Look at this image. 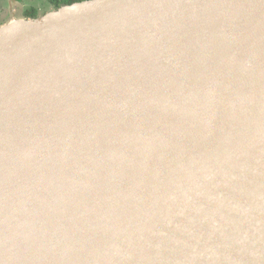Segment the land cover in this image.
Wrapping results in <instances>:
<instances>
[{"label": "water", "instance_id": "water-1", "mask_svg": "<svg viewBox=\"0 0 264 264\" xmlns=\"http://www.w3.org/2000/svg\"><path fill=\"white\" fill-rule=\"evenodd\" d=\"M20 9L0 264H264V0Z\"/></svg>", "mask_w": 264, "mask_h": 264}, {"label": "flooded vegetation", "instance_id": "flooded-vegetation-1", "mask_svg": "<svg viewBox=\"0 0 264 264\" xmlns=\"http://www.w3.org/2000/svg\"><path fill=\"white\" fill-rule=\"evenodd\" d=\"M63 1L64 0H38L36 2L30 3L29 0H15L13 4L15 5L16 3H18L22 8H25L27 10H33L31 7L34 6L37 8L38 14H46L50 10V8L51 10L57 9L58 4L62 6ZM7 18L8 16H2L0 12V20H6Z\"/></svg>", "mask_w": 264, "mask_h": 264}, {"label": "rangeland", "instance_id": "rangeland-1", "mask_svg": "<svg viewBox=\"0 0 264 264\" xmlns=\"http://www.w3.org/2000/svg\"><path fill=\"white\" fill-rule=\"evenodd\" d=\"M36 1H38V0H29L30 3H33V2H36ZM19 7H21L20 4L16 3L13 6V11H12L11 0H0V12H1L2 16H5V17L8 16L10 18L13 15V12L17 11V9ZM50 10H51V8H50Z\"/></svg>", "mask_w": 264, "mask_h": 264}, {"label": "trees", "instance_id": "trees-1", "mask_svg": "<svg viewBox=\"0 0 264 264\" xmlns=\"http://www.w3.org/2000/svg\"><path fill=\"white\" fill-rule=\"evenodd\" d=\"M80 1H84V0H64L62 6H64V5H69V4H72V3H74V2H80ZM62 6H60V5L58 4L57 9L60 8V7H62ZM31 8H32L33 10H31V9H30V10H27V9L21 7V9H20L21 11H20V12H21L25 17H31V18H35V17H38V16H40V15H44V14H38V13H37V8H36V7L32 6ZM43 13H45V12H43ZM8 19H9V17H8L6 20H0V25L3 24V23H5Z\"/></svg>", "mask_w": 264, "mask_h": 264}, {"label": "bare ground", "instance_id": "bare-ground-1", "mask_svg": "<svg viewBox=\"0 0 264 264\" xmlns=\"http://www.w3.org/2000/svg\"><path fill=\"white\" fill-rule=\"evenodd\" d=\"M231 69H232V67H231ZM233 70V69H232Z\"/></svg>", "mask_w": 264, "mask_h": 264}]
</instances>
